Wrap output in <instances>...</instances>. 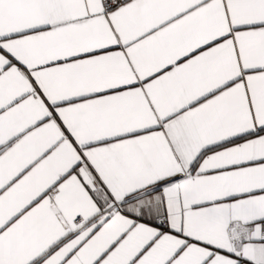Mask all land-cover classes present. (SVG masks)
Returning <instances> with one entry per match:
<instances>
[{"label":"snow or ice","instance_id":"obj_1","mask_svg":"<svg viewBox=\"0 0 264 264\" xmlns=\"http://www.w3.org/2000/svg\"><path fill=\"white\" fill-rule=\"evenodd\" d=\"M0 264H264V0H0Z\"/></svg>","mask_w":264,"mask_h":264}]
</instances>
